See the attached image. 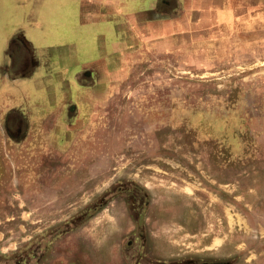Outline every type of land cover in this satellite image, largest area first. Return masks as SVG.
<instances>
[{
	"label": "rangeland",
	"instance_id": "1",
	"mask_svg": "<svg viewBox=\"0 0 264 264\" xmlns=\"http://www.w3.org/2000/svg\"><path fill=\"white\" fill-rule=\"evenodd\" d=\"M218 2L0 0V264H264V0ZM53 78L76 111L36 107Z\"/></svg>",
	"mask_w": 264,
	"mask_h": 264
},
{
	"label": "crops",
	"instance_id": "2",
	"mask_svg": "<svg viewBox=\"0 0 264 264\" xmlns=\"http://www.w3.org/2000/svg\"><path fill=\"white\" fill-rule=\"evenodd\" d=\"M253 1H254V5H256V6H252V4H251L252 0H239V1L238 0H225L224 3H219V2L218 3H215L216 4L215 5V10H221V9L225 8L224 7L225 5L226 6H229L227 9L230 10V11L232 10V15H233L234 21H236V23H238L237 22V20H238L237 18H238V16H241L242 15V14H240L241 12H244V13H249L250 12V13H252L253 11L255 12V10L257 8H260L261 7V6H258V5H260L262 2L259 3L258 0H253ZM259 1H262V0H259ZM233 4L234 5L235 4H241V5H243V9L241 10L240 8H235V6ZM246 6H251V7H248L247 8ZM245 15H247V14H245ZM261 15H262L263 19L262 20H258L259 21L258 24L255 21L254 27L252 28V30H246V31L244 29L243 30H240L241 31L240 33L241 34L239 35L240 37L238 36V39H237V42H236V45L238 46V49L239 48L241 49V50H238L239 53L245 52L253 44H256V45H262V44H264V35H263V33H264V28H263L264 27V5H263V11H262ZM178 23L181 24V26ZM184 23L185 22L182 21L181 19H176V18H173V19H170V20L165 21V24H166L167 27L171 28L173 26L175 29L171 32L169 38H158V40H155L154 39L153 40V43L156 44V46L158 47L159 50H163L162 49V47H163L165 49L166 48H169V49H167L168 51L169 50H175V51H178L179 53H181L182 52L181 51L182 49L179 50V48H181L180 45L181 46H184V41L180 38V35L181 34L182 35L183 34L185 35L186 34V30H187V28H183ZM236 23L234 22V26L236 28L235 30H237V28H238L236 26ZM19 30H20L19 33H18L19 34V37H23L24 36L23 35V30L22 29H19ZM235 30H233L234 31L233 34H235V32H237ZM218 37H221V38H219V40H220V39H222V37H224V34L219 32ZM8 40H9V43H10V41H11L10 38H8ZM219 40H217V41H219ZM252 40H254L252 42V44H250V45L246 44V42L249 43V41L251 42ZM7 42L8 41H6V43ZM136 42H138V41H136ZM6 45L7 44H5V49H6ZM136 45H138V43ZM236 45L234 47V44H233V49L236 48ZM133 46L134 45H129L127 47H123V45H121V46L119 45L118 46L116 44V49H117V52H118V53H116V55L119 56V60H122V58H123V52L127 48L132 49ZM259 47H261V46H259ZM226 50H227V47H226ZM232 51L235 52L236 50H232ZM54 53H56L57 58H60L61 53L59 51H56ZM54 53L52 55V58L54 57ZM50 54L51 53H49V55ZM232 56H235V55L234 54H230L228 58H230ZM71 57L68 56L69 59H71ZM27 62H29V66L30 65L31 66L29 67L26 64V68L23 71L24 74H28V73H30V71L36 70L37 67H38V65L40 64V62L38 60L37 61L36 60L33 61L35 63V64H33V62L30 60V58H27ZM103 66H104V69L105 70L108 67L105 64ZM41 67L42 68L41 69H38V70H41L44 73H47V72L55 73V69L58 68V67L57 68L53 67L50 70L49 67H47V65H43L42 62H41ZM97 69H100L101 70L102 67L101 66L98 67V66L92 64V62H90L88 64L87 68H83V70H81L82 72L78 73L76 76H80V77H81V75H83V76H89V75L92 74L91 73L92 71H95L96 72ZM53 81L54 82H52L51 84L48 85V87L51 88V90H49V91H53V90H57V92L59 91L60 92V95H61V103H58V102H60V100L54 99L57 94L55 92H53L50 95H48V94L46 95V97H47V99L49 101V105H44V103H43L44 102L43 101L44 99L41 98V99H39L40 102L42 100L41 104L38 103L36 105V107L37 108L38 107H42V108H48V107H50L52 109V108H55V107H59L61 105L63 107V109H66V110L67 109H72V110L76 111L75 107L72 105V103L76 100V98L74 96V92L76 93V90H77L76 83L74 81H72L71 79H66V80H64V82H62V81H60V78H57V79L53 78ZM88 81H89V85H92L93 84V82H92L91 79H89ZM11 110H13V109L11 108ZM30 113H31L30 112V109H27V114L29 115ZM43 120H44V113L42 115L41 120L40 121L38 120V121L39 122H43ZM38 123L37 124L35 123V125H33V123H32V125L34 126L33 132H35L36 129H39L37 131V135L36 136H34L33 133H32L31 138H33V139L34 138L35 139L42 138V136L44 135V131L40 129L43 123L41 124L40 128H38L39 125H40ZM55 125H56V121L52 123L53 128L55 127ZM75 125L76 124L74 123V121H72V125H70V127L75 126ZM51 130H53V129H51ZM3 132H4L5 136H7L6 138L9 139L8 136H10L11 132L8 129H6V128H3ZM22 138L25 139V136L22 135ZM26 138L27 139L25 141H27L30 138V136L27 134L26 135Z\"/></svg>",
	"mask_w": 264,
	"mask_h": 264
},
{
	"label": "flooded vegetation",
	"instance_id": "3",
	"mask_svg": "<svg viewBox=\"0 0 264 264\" xmlns=\"http://www.w3.org/2000/svg\"><path fill=\"white\" fill-rule=\"evenodd\" d=\"M17 37H18V35H16ZM8 42L6 43L7 45H6V49H5V53H6V57L8 58V59H10V51H11V48H12V43H11V41H10V43H9V40H7ZM10 49V50H9ZM9 56V57H8ZM28 66H29V62H27L26 63ZM31 66V65H30ZM29 66V67H30ZM25 68H26V66H25ZM24 68V69H25Z\"/></svg>",
	"mask_w": 264,
	"mask_h": 264
},
{
	"label": "bare ground",
	"instance_id": "4",
	"mask_svg": "<svg viewBox=\"0 0 264 264\" xmlns=\"http://www.w3.org/2000/svg\"><path fill=\"white\" fill-rule=\"evenodd\" d=\"M135 4V3H134ZM133 5V4H132ZM133 7V6H132Z\"/></svg>",
	"mask_w": 264,
	"mask_h": 264
}]
</instances>
